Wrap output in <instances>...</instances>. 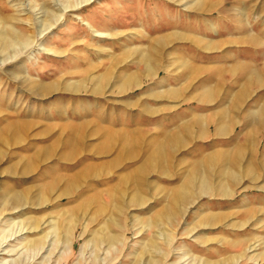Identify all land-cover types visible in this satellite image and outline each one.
<instances>
[{
  "label": "rangeland",
  "instance_id": "374dc122",
  "mask_svg": "<svg viewBox=\"0 0 264 264\" xmlns=\"http://www.w3.org/2000/svg\"><path fill=\"white\" fill-rule=\"evenodd\" d=\"M263 105L264 0H0V264H248Z\"/></svg>",
  "mask_w": 264,
  "mask_h": 264
},
{
  "label": "crops",
  "instance_id": "0c3cea01",
  "mask_svg": "<svg viewBox=\"0 0 264 264\" xmlns=\"http://www.w3.org/2000/svg\"><path fill=\"white\" fill-rule=\"evenodd\" d=\"M226 90H229V89H226ZM228 92H230V93L232 92L231 93L232 95L231 94L228 95ZM228 92H226V94H227L226 96L224 94H222L221 97L223 99H225V100H227V99L230 100V101H228L229 107H227V108L225 107L226 109L224 108L223 110H220L219 111L221 114H223V112L225 111V118L227 116H229V115H226V113L229 114L230 111H232V109H233V107L231 106V104H232L231 102H232V98H233V91H228ZM211 97H212L211 99H213L214 96H211ZM227 97H229V98H227ZM263 107H264V105H263ZM221 116L223 117V115H221ZM257 118H259V116H256V115L252 114V110H251V112L244 111L242 113V120H243L244 123H247L248 124L251 121L257 123L258 122ZM227 119L229 120L230 119V116H229V118L227 117ZM251 239L252 238H249L248 239L249 240V244H246L245 243V246L244 247L245 248L247 247V249L249 250V252L252 249H257V248L260 249V251H257V253H251V255H249L248 257H246L247 258V261H248V264H264V237L262 238V240H253V239L251 240Z\"/></svg>",
  "mask_w": 264,
  "mask_h": 264
},
{
  "label": "bare ground",
  "instance_id": "6f19581e",
  "mask_svg": "<svg viewBox=\"0 0 264 264\" xmlns=\"http://www.w3.org/2000/svg\"><path fill=\"white\" fill-rule=\"evenodd\" d=\"M4 38H5V36H4ZM8 38V37H7ZM11 38V37H10ZM13 38H15V37H13ZM12 39V38H11ZM254 39V38H253ZM2 41V40H1ZM9 41H11V40H9ZM18 41V40H17ZM5 42V41H4ZM16 42V41H15ZM6 45V44H5ZM4 46V45H3ZM5 47V46H4ZM5 49H8V48H5ZM249 66V65H248ZM247 66V67H248ZM247 69V68H246ZM250 69V68H249ZM253 69H251V70H247L246 72H245V77H246V79H248V81H249V83H250V85L252 86L253 84H255V83H257L258 82V79H257V74H256V72H254V71H252ZM50 87V86H49ZM32 88H36L35 90H36V92H37V90L38 89H40V90H42L43 89V87H41V86H39V85H34V86H32ZM34 90V89H33ZM46 91V90H45ZM13 125H14V123H10L9 124V127L11 126V127H13ZM7 126V125H6ZM22 128H24V127H22ZM177 140V139H176ZM177 142V141H176ZM154 159V158H153ZM155 161V160H154ZM213 161V160H212ZM148 162H150V161H148ZM153 162V161H152ZM154 163V162H153ZM156 165V164H155ZM154 165V166H155ZM152 167H153V165H152ZM209 167H211L210 166V164H207V168H209ZM148 169V167L147 166H144V169ZM192 182V181H191ZM208 189V186H207V184H205V183H202V186H201V190L202 191H206ZM190 193L191 192H189V191H183L182 193H180L179 195H177L176 196V200L175 201H178V202H185L186 200L188 201V199L191 197V195H190ZM13 199L15 200V201H19V199H17V197L16 196H14L13 197ZM37 245V244H36Z\"/></svg>",
  "mask_w": 264,
  "mask_h": 264
}]
</instances>
